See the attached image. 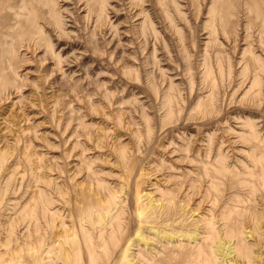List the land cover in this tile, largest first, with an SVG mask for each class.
<instances>
[{"label":"rangeland","instance_id":"374dc122","mask_svg":"<svg viewBox=\"0 0 264 264\" xmlns=\"http://www.w3.org/2000/svg\"><path fill=\"white\" fill-rule=\"evenodd\" d=\"M68 237L264 264V0H0V264Z\"/></svg>","mask_w":264,"mask_h":264},{"label":"bare ground","instance_id":"6f19581e","mask_svg":"<svg viewBox=\"0 0 264 264\" xmlns=\"http://www.w3.org/2000/svg\"><path fill=\"white\" fill-rule=\"evenodd\" d=\"M92 7V6H91ZM111 7V6H110ZM134 7H136V6H134ZM134 7H133V9L132 10H134ZM94 9V8H93ZM93 9H92V11H93ZM95 9H97V7H95ZM132 10H130V11H132ZM95 11V10H94ZM108 11V10H107ZM138 12V11H137ZM92 13V12H91ZM97 13V12H96ZM121 14V13H120ZM44 22H46L45 20H44ZM16 23H17V21H16ZM21 23V22H20ZM47 25V24H46ZM109 25V24H108ZM20 26V25H19ZM173 28V27H172ZM49 31H51V30H49ZM138 39V38H137ZM25 40V39H24ZM75 40V39H74ZM75 42V41H74ZM24 43V42H23ZM22 43V44H23ZM27 43H28V41H27ZM26 46H27V44H26ZM30 46V45H29ZM21 47V46H20ZM74 47V46H73ZM27 48V47H26ZM32 48V47H31ZM26 50H28V49H26ZM6 87H8V86H6ZM22 90V89H21ZM8 91V90H7ZM14 91V90H13ZM9 93V92H8ZM7 93V94H8ZM5 95V94H4ZM11 95V94H10ZM8 96V95H7ZM5 100V99H4ZM132 177H134V176H132ZM135 190H138V189H135ZM140 191V190H139ZM141 193V192H140ZM128 194V193H127ZM130 194V193H129ZM137 195L135 194V197H136ZM127 196H125V198H126ZM130 197V196H129ZM100 198V197H99ZM132 201V200H131ZM98 202H100L99 200H98ZM128 203H129V201H128ZM139 205V204H138ZM129 206V205H128ZM128 206H127V208H128ZM150 206H152V203H151V205ZM131 207V206H130ZM129 207V208H130ZM139 207V206H138ZM138 207L136 208V209H138ZM161 207V206H160ZM164 207V206H163ZM162 207V208H163ZM101 209H102V207H101ZM103 209H104V207H103ZM141 209V208H140ZM126 210H128V209H126ZM144 210V209H143ZM146 210V209H145ZM163 210V209H162ZM103 211V210H102ZM122 211V210H121ZM130 211V210H129ZM148 211V210H147ZM91 212V211H90ZM112 212V211H111ZM117 212V211H116ZM119 212H120V210H119ZM121 213V212H120ZM120 213H119V216H120ZM146 213V212H145ZM156 213V212H155ZM86 214V213H85ZM100 214V213H99ZM99 214H97V215H99ZM107 214V213H106ZM112 214V213H111ZM111 214H109V216L111 215ZM116 214V213H115ZM130 214H132V213H130ZM135 214H137V213H135ZM134 215V214H133ZM139 215H142V213L140 212L139 213ZM81 216V215H80ZM87 216H88V214H87ZM91 216V215H90ZM101 216V215H100ZM86 217V216H85ZM98 218H99V216H97ZM115 217V216H114ZM136 217V219H138L137 218V216H135ZM105 217L104 216H101L100 217V223H103L104 221H105V219H104ZM92 220V219H91ZM97 220V219H96ZM108 220V219H107ZM111 220V219H110ZM144 220V219H143ZM136 221V220H135ZM141 221V220H140ZM94 222H95V220H94ZM106 222V221H105ZM134 222V221H133ZM90 223V222H89ZM96 223V222H95ZM137 223H138V221H137ZM142 223V222H141ZM81 224V223H80ZM88 224V223H87ZM140 225V224H139ZM82 226V225H81ZM88 226V225H87ZM94 226H95V224H94ZM102 226V225H101ZM108 226V225H107ZM141 226V225H140ZM90 227V226H89ZM100 227V226H99ZM103 227V226H102ZM90 228H92V227H90ZM125 228V227H124ZM137 229H138V227H136ZM103 229V228H102ZM151 230H153V229H151ZM95 231V230H94ZM93 231V232H94ZM78 232V231H77ZM91 233H92V231H90ZM96 233H97V230L95 231ZM94 232V233H95ZM102 232V231H101ZM105 232V231H104ZM123 232V231H122ZM138 232V231H137ZM140 232H141V230H140ZM139 232V233H140ZM67 233L68 232H66V235H67ZM72 233V232H71ZM75 233V232H74ZM95 233V234H96ZM98 233H100L99 231H98ZM167 233V232H166ZM78 234H80V233H78ZM77 234V235H78ZM94 234V235H95ZM160 234V233H159ZM169 234V233H168ZM167 234V235H168ZM71 235V234H70ZM69 235V236H70ZM76 235V236H77ZM105 235H107V234H105ZM105 235H104V237H105ZM109 235V234H108ZM141 235V234H140ZM170 235V234H169ZM71 236H73V235H71ZM79 236V235H78ZM81 236V235H80ZM139 236V235H138ZM142 236V235H141ZM162 236H163V234H162ZM189 236V235H188ZM62 237V236H61ZM82 237H83V234H82ZM82 237H81V239H82ZM98 237V236H97ZM167 237V236H166ZM169 237V236H168ZM167 237V238H168ZM175 237V236H174ZM68 238H70V237H68ZM93 238V237H92ZM106 238H107V236H106ZM114 238V237H113ZM117 238V237H116ZM124 238V237H123ZM123 238H120V240L118 239V241H117V239H116V241H117V243L118 244H115V243H111L110 244V246H111V249L109 250V248L107 249L106 247L104 248V246H106L105 245V243H103V245H101L100 247H103L104 249H105V251L103 252V258L102 257H100V258H102L101 259V263H98V264H127L126 263V261H128V260H126V258H127V252H128V250L126 251L125 250V253L123 252L124 251V249H125V247H123V250H121L122 252H120L121 254L122 253H124L123 254V257L120 259V261L119 262H116L115 261V256H116V253H117V251H118V249L121 247V245H123V243L125 242V239H123ZM128 238V237H127ZM130 238V237H129ZM138 238V237H137ZM169 238H171V237H169ZM189 238V237H188ZM66 239V238H65ZM81 239H78L79 241L81 240ZM140 239H142V238H140ZM165 239V238H164ZM192 239V238H191ZM93 240H96V239H93ZM59 241V240H58ZM66 242H65V244L66 245H68L69 246V249L67 248V250L64 248V246H63V242H62V244H60V247L58 248V250L57 249H52V251H50L49 253H52L51 255V257H49L46 261L48 262L47 264H82V259H81V254H80V249L81 248H83L82 247V243L81 242H77L76 240H75V238H73V237H71L69 240H65ZM107 241V240H106ZM111 241V240H110ZM130 241H131V239H130ZM142 241V240H141ZM97 242V241H96ZM132 242V241H131ZM39 243V242H38ZM208 242H206V244H207ZM53 244V243H52ZM126 244V243H125ZM127 244H130L131 245V243L129 242V243H127ZM126 244V245H127ZM93 245H94V243H93ZM35 246V245H34ZM56 246V245H55ZM109 246V247H110ZM125 246V245H124ZM213 246V245H212ZM66 247V246H65ZM85 247V246H84ZM87 247V246H86ZM128 247V246H127ZM130 247V246H129ZM128 247V248H129ZM31 248V247H30ZM93 248V247H92ZM95 248H97V247H95ZM206 248V247H205ZM35 249H36V247H35ZM122 249V248H121ZM69 250V251H68ZM72 250H76V252L78 253V258L77 259H73L71 256H72ZM83 250V249H82ZM98 250H99V248H98ZM204 250H206V249H204ZM120 251V250H119ZM214 251V250H213ZM84 252V251H83ZM40 253V252H39ZM39 253H38V251L36 250H34L33 248H32V253L30 254V264H45V262H44V260L42 259V258H40V255H39ZM98 253H100V252H98ZM129 254V253H128ZM230 254V253H229ZM85 255V254H84ZM127 255V256H126ZM119 256H117V258H118ZM188 257H189V254H188ZM86 258V257H85ZM120 258V257H119ZM128 258H129V256H128ZM201 258H203V256L201 257ZM85 261H86V259H84ZM130 260V259H129ZM20 261V260H19ZM84 261V262H85ZM206 262V261H205ZM204 263V262H203ZM92 264H96V263H92Z\"/></svg>","mask_w":264,"mask_h":264}]
</instances>
